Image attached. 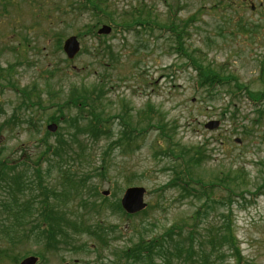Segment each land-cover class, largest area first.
<instances>
[{"label":"rangeland","instance_id":"obj_1","mask_svg":"<svg viewBox=\"0 0 264 264\" xmlns=\"http://www.w3.org/2000/svg\"><path fill=\"white\" fill-rule=\"evenodd\" d=\"M100 2L108 20H99L96 11ZM216 4L220 8H213ZM150 9L154 15L150 27H129V22H145ZM192 17L195 21L185 32L184 45L188 54H206L217 73L222 76L236 74L237 81L251 91H264V0H0V65L8 68L16 64L19 84L22 87L38 85L45 100L49 91L65 99L61 92L66 93L71 85L104 84L106 91L101 96L104 97L101 112L104 111L107 120L116 116L107 124L113 138L101 137L94 144L89 142L91 150L86 149L82 156L74 155L76 163H81L75 166L80 170V177L85 179L92 175L85 191L79 193L75 201L58 204L63 205L68 216L71 212H82L93 220L94 214L75 207L82 206V199L101 203V197L93 193L95 187L114 204L120 202L126 189L139 186L147 190L145 201L149 205L147 214L132 218L124 213L102 214L103 223L115 228L112 229L115 241L110 249L77 251V246L84 243L100 245L95 240L98 238L83 234L76 237L75 245L69 250L55 247L46 250L44 246L33 244L34 238L25 237L20 230L11 237L0 231V264H18L32 252L39 254L40 264H112L119 258H114L111 251L131 247L128 245L132 240L136 242L140 235L159 234L177 223L183 225V234L188 232L198 203L181 200L177 190L164 188L173 177L168 170L173 164L169 158L156 156L167 148L157 130L137 139L140 147L133 152L132 149H115L110 170H106L105 175L101 171L103 151L122 136L124 112L132 109L128 116L131 115L136 123L140 121L139 113L147 109L148 104L158 112L155 116L163 114L166 122L177 124L181 143L192 145L210 140L208 150L212 159L196 169L201 178L212 180L219 172L231 168L234 162L246 168L248 185L245 187L249 192L233 204L235 232L244 264H264V181L263 193L254 195L264 176V120L253 124L258 109L246 97V92L234 96L229 94L234 92L230 88H217L213 92L198 89L197 73L187 65L186 56L180 58L172 32ZM102 25L112 26L111 33L95 37L91 31L97 33ZM72 35L78 36L81 50L75 59L68 60L62 46ZM58 39H62L60 46ZM108 46H112V51ZM96 93L94 88L89 90L92 101ZM17 101L13 92L0 88V122L10 117ZM212 120L220 121V127L206 130L205 124ZM153 121L157 123V117ZM45 123L41 138L46 136L48 124L44 127ZM51 123L57 124L58 129L61 127V124ZM14 133L5 134L10 148L29 139L27 133L20 134V129ZM72 133L73 130L67 134L68 139ZM56 138L55 135L49 137L51 142ZM75 149L82 153L78 147ZM61 182L62 177L54 171L50 185L61 188ZM4 197L0 196V205L7 202L10 207H16L14 201ZM22 203L23 199L19 205ZM97 218L100 219L99 215ZM7 221L16 224L13 217ZM210 221L221 220L213 217L202 222L197 233L205 234L204 226ZM197 241L199 244L200 236ZM226 255H214L208 263L201 262L197 255L190 264H234Z\"/></svg>","mask_w":264,"mask_h":264},{"label":"trees","instance_id":"obj_2","mask_svg":"<svg viewBox=\"0 0 264 264\" xmlns=\"http://www.w3.org/2000/svg\"><path fill=\"white\" fill-rule=\"evenodd\" d=\"M219 4H221L220 1ZM101 5L103 4L100 2L96 11L98 17L101 18L98 19L108 20L109 16ZM213 8L220 7L216 4ZM152 21H154V15L150 9L146 13L145 22H128L129 27H150ZM194 21L195 17H192L172 32L178 45L180 58L186 56L187 65L197 73L198 89L213 92L217 88H230L234 92L229 93V90L227 92L234 96L237 93L246 92V97L258 109L255 112L256 119L253 120V124H260L262 119L264 120L263 90L261 92L251 91L248 86L237 81L238 75L236 74L229 73V75L222 76L217 73L211 68L213 64L209 62L206 54L203 56L188 54L184 45L187 40L185 32ZM163 28L166 30L165 26ZM243 30L248 31L247 28ZM91 32L95 37L101 38L94 30ZM61 43L62 39H58L57 44L60 46ZM111 47L108 46L107 49L112 51ZM15 67L16 64L8 68L0 65V88L9 89L18 98L10 117L0 122V196H5L4 198L11 200L10 202L14 201L16 205V207H10L7 202L0 205V231L7 234V237H11L17 230H20L25 237L34 238L33 244L44 246L46 250L51 247L69 250L72 245H75L76 237L83 234H87L92 239L98 238L95 240L99 241L100 245L84 243L77 246V251H97L102 247L103 249L112 248V242L115 241L112 237L115 235V230L112 229L115 228H109L106 223H103L102 214L124 213V216L132 218L147 214L148 207L136 215H128L121 208L120 202L110 203L109 198L100 195L96 187L93 193L101 197V203L82 199V206L78 204L80 208L75 207L76 210L86 209L88 213L94 214L93 220L87 217L88 214L82 212L80 214L71 212L72 215L68 216L63 205L58 204L59 202L66 203L68 200L75 201L77 195L84 192L85 187L88 186L86 184L88 178L92 177V175L86 176L85 179L80 177V170L75 166L81 163H76L74 155H85L89 142L94 144L101 137L107 140L110 136L113 138L112 130L107 124L116 116L109 117L107 120L104 118V111L101 112V107L104 109V97L101 98V96L106 91V88L102 86L104 84L100 83L94 87L71 85L66 93L61 92V95L65 94V99L62 100L57 92L49 91L47 100H45L43 91L38 85L22 87L19 84L15 75ZM261 80L263 81V68ZM91 88L97 92L93 101L89 94ZM98 99L100 102L97 101ZM130 112L132 109L128 108L124 112L125 116L121 117V126L124 127L121 138L108 144L101 155L103 175L106 170L107 172L110 170V159L115 149L124 148V151L132 149L131 152H133L140 147L137 139L152 130H157L160 137L165 139L167 148L160 150L156 156L169 158L173 164L168 169L172 171L173 177L164 185V188L177 190L179 199H190L197 202L198 207L193 212L191 218L193 224L188 227L186 234H183V225L177 223L159 234L146 237L140 235L136 242L132 240V243L128 245L131 247L124 246L111 251L114 258H119L116 263L112 264H188V262L190 264L197 255L201 262L208 263L214 255L218 257L225 254H227L226 257L229 255L233 259L234 264H244L245 259L242 257V250L235 232L233 204L249 192L245 187L248 185L246 168L234 162L231 168L219 172L212 180L207 181L196 174V169L202 168L212 159L208 150L211 145L210 140L206 139L204 142L192 145L181 143L178 140L177 124L166 122L163 114L155 116L158 112L151 104L139 113V122L132 121L131 115L128 116ZM156 117L157 123L154 124L153 120ZM44 121L46 122L44 127L52 121L61 124V127L59 126L55 133L45 129L46 136L41 138ZM19 129L20 134L27 133L29 139L10 148L7 146L5 134L6 132L16 134ZM71 130L73 133L69 136L71 139L69 140L67 134ZM54 135L57 138L55 142H51L49 137ZM75 147H78L82 153L79 154ZM54 171L62 177L61 188L50 185ZM261 181L254 195L263 193L264 176ZM111 194L115 196L114 192ZM21 199L23 203L19 205ZM11 217L16 224L7 221ZM213 217L221 221L217 223L210 221L204 226L206 233L198 234L197 229L200 228L202 222L209 221ZM197 236H200L199 244L196 243L198 242Z\"/></svg>","mask_w":264,"mask_h":264},{"label":"water","instance_id":"obj_3","mask_svg":"<svg viewBox=\"0 0 264 264\" xmlns=\"http://www.w3.org/2000/svg\"><path fill=\"white\" fill-rule=\"evenodd\" d=\"M111 30L112 28L110 26L105 25L99 30V34H109ZM63 49L69 59H74L80 51V43L78 38L76 36L67 38L64 42ZM219 124V121H211L207 123L205 127L209 130H213L219 127ZM48 130L55 132L57 130V125L55 123L49 125ZM145 193L146 189L144 187L135 186L126 189L121 199V205L123 209L129 214H135L145 209L147 206L144 200ZM108 194L109 192L106 193V195ZM37 261V257L30 256L22 260L20 264H36Z\"/></svg>","mask_w":264,"mask_h":264}]
</instances>
